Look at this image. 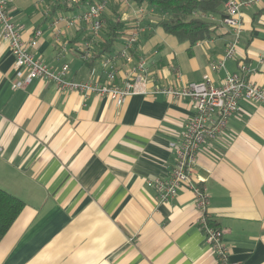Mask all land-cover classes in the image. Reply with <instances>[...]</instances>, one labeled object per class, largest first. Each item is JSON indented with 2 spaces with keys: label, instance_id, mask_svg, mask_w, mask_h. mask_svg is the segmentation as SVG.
Listing matches in <instances>:
<instances>
[{
  "label": "crops",
  "instance_id": "0c3cea01",
  "mask_svg": "<svg viewBox=\"0 0 264 264\" xmlns=\"http://www.w3.org/2000/svg\"><path fill=\"white\" fill-rule=\"evenodd\" d=\"M68 5L69 0H13L7 10L24 42L40 32L31 50L35 58L56 71L67 65L68 80L104 84L101 62L119 51L134 27V8L121 4L123 34L100 56L102 33L92 37L82 22L59 23L55 39L53 20L83 11ZM240 13L235 54L216 71L210 65L235 39L221 20L211 19L210 39L190 46L163 32L156 11L143 17L138 51L149 77L138 86L142 93L120 104L42 80L20 84L25 73L14 68L0 39V189L24 203L0 240V264H216L197 224L193 192L181 188L159 204L146 183L168 177L194 116L187 98L156 90L179 89L204 76L219 85L241 63L264 88V0ZM85 47L87 62L80 58ZM114 64L121 85L134 62ZM193 181L208 196L228 262L264 264V106L239 103L223 134L200 148Z\"/></svg>",
  "mask_w": 264,
  "mask_h": 264
},
{
  "label": "built area",
  "instance_id": "2783aa9c",
  "mask_svg": "<svg viewBox=\"0 0 264 264\" xmlns=\"http://www.w3.org/2000/svg\"><path fill=\"white\" fill-rule=\"evenodd\" d=\"M13 0H0V39L3 40L14 58V68L25 73L22 85L29 84L32 80H42L53 83L56 88L63 91L77 92L82 95L96 94L106 97L117 104L135 93H142L138 88L149 77L147 60L138 51V40L140 32V21L152 11L144 8L133 9L134 27L128 32L122 41L118 52L104 57L101 67L105 76V83L76 82L66 79L68 66L64 65L58 71L53 70L40 59L35 58L31 50L37 46L36 37L39 31L34 32V38L24 42L21 35V27L16 26L8 14V6ZM75 3L76 0H69ZM111 0H95L87 8L76 13L72 17L59 16L53 20L52 26L55 39L58 40L59 23L72 26L77 22L84 23L92 37H97L104 25L103 15ZM124 6L133 8L128 0H124ZM259 0H226L223 4L225 17L222 24L230 28L235 36L233 42L226 47L222 59L210 65L211 71L223 67L226 60L232 59L235 54L236 44L241 34L242 21L241 9L251 8ZM121 21L125 19L121 16ZM89 48L81 50L80 58L87 62L89 60ZM124 60L126 63L134 64L127 69L121 85L116 83L117 71L115 62ZM254 70L247 64L239 65V72L227 74L219 85H214L208 76L196 83L186 84L179 89H160L176 98H187L193 108L194 116L187 122L180 142L176 146L175 164L166 179L148 180L146 185L156 192V202L167 203L174 199L181 188H187L194 194V207L198 213L197 224L204 235V242L215 257L216 264H233L228 262V250L223 242V232L212 225L208 212V196L205 191L193 181V167L200 148L207 142L216 140L226 130L230 118L239 111L241 101L250 102L264 106V88L256 85L250 80ZM17 87V86H14Z\"/></svg>",
  "mask_w": 264,
  "mask_h": 264
},
{
  "label": "trees",
  "instance_id": "16d2710c",
  "mask_svg": "<svg viewBox=\"0 0 264 264\" xmlns=\"http://www.w3.org/2000/svg\"><path fill=\"white\" fill-rule=\"evenodd\" d=\"M94 1L76 0L67 8L71 11H84ZM128 1L134 9L144 8L146 11H156L160 17L158 26L163 32L180 43H189L190 46L211 38L215 25L211 21L212 18L222 20L225 17L222 9L224 0ZM118 10V6L112 8V17L105 20L100 31L104 40L100 56L113 50V46L118 43L125 29V22L121 21ZM23 207L24 203L20 199L0 189V240L10 229Z\"/></svg>",
  "mask_w": 264,
  "mask_h": 264
},
{
  "label": "rangeland",
  "instance_id": "374dc122",
  "mask_svg": "<svg viewBox=\"0 0 264 264\" xmlns=\"http://www.w3.org/2000/svg\"><path fill=\"white\" fill-rule=\"evenodd\" d=\"M113 1V0H112ZM111 1V2H112ZM124 0H118V1H116L115 2V4H117V5H111V7L109 6V9L108 10H106L107 12L103 15V21L105 22V20L107 19V18H110L111 17V15L113 14V11H112V8L113 7H115V6H118V8H119V10L121 9L120 8V6H121V4L123 5L124 4V2H123ZM110 2V3H111ZM109 3V4H110ZM122 10H124V9H122Z\"/></svg>",
  "mask_w": 264,
  "mask_h": 264
}]
</instances>
